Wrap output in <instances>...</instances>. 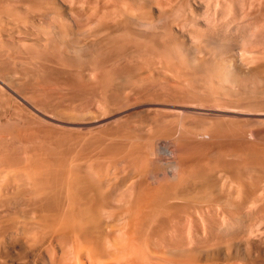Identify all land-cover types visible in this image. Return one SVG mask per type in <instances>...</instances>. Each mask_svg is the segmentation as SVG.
<instances>
[{"label":"rangeland","instance_id":"obj_1","mask_svg":"<svg viewBox=\"0 0 264 264\" xmlns=\"http://www.w3.org/2000/svg\"><path fill=\"white\" fill-rule=\"evenodd\" d=\"M72 243L264 264V0H0V264Z\"/></svg>","mask_w":264,"mask_h":264},{"label":"bare ground","instance_id":"obj_2","mask_svg":"<svg viewBox=\"0 0 264 264\" xmlns=\"http://www.w3.org/2000/svg\"><path fill=\"white\" fill-rule=\"evenodd\" d=\"M59 178H60V177H59ZM60 181H61V180H60ZM58 183H59V182H57V184H58ZM61 183H62V182H61ZM62 184H63V183H62ZM62 184H58V185H62ZM58 185H56V186H58ZM63 185H64V184H63ZM63 185H62V186H63ZM67 186H68V185H67ZM65 187H66V186H65ZM50 188H51V187H50ZM50 188H49V189H50ZM52 188H53V187H52ZM55 188H56V187H55ZM55 188H54V189H55ZM54 189H53V191H54ZM64 189H65V188H64ZM67 189H68V188H67ZM67 189H66V191H67ZM55 190H57V188H56ZM53 191H52V193H53ZM63 191H65V190H63ZM63 191H62V189H61V193H62V195H64ZM68 191H69V189H68ZM46 193H47V192H46ZM52 193H51V196H53V195L55 194V192H54L53 194H52ZM61 193H59V191H58V194H57V195H58V196H61ZM59 194H60V195H59ZM66 194H67V192L65 193V197H66ZM70 194H71V193H70ZM67 196H68V194H67ZM55 197H56V196H55ZM68 197H69V196H68ZM68 197H66L65 199H68ZM70 197H71V196H70ZM46 198H47V197H46ZM56 198H57V197H56ZM58 198H60V197H58ZM54 200H55V199H54ZM60 200L63 201V197H62V199L60 198ZM50 201H53V200H49L48 203H50ZM56 201H57V200H56ZM56 201H54V203H59V202H56ZM68 201L70 202V200H68ZM64 202H65V200H64ZM69 202H68V204H69ZM60 203H61V202H60ZM66 203H67V202H66ZM46 204H47V203H46ZM61 204H62V203H61ZM68 204H67V205H68ZM52 205L56 206L55 204H53V202H52ZM58 205H59V204H58ZM62 206H63V205H62ZM65 206H66V205H65ZM63 207H64V206H63ZM79 242H80V241H79ZM79 242H77V243H78V247H79ZM119 242H121V241H119ZM119 242H118V243H119ZM118 243H117V244H118ZM154 243L156 244V242H154ZM75 244H76V243H75ZM75 244L73 245V243H72V244H70L71 246L69 245L70 247H68V248H66V249L64 248V249H65V250H64V253H67V249H70V250H68L69 252L67 253V255H68L69 253H70V255H69V256L65 255V256L68 257V259H70V256H71L72 254L74 255V254H75V253H74L75 251H76V252L78 251V252L76 253L75 256H77V258L79 257V258H78L79 260H78V259H77V260H74V259L72 260L73 256H71L72 258H71L69 261L72 260V261H75L76 264H77V263L80 264L79 261H81V256H82L81 253H83L84 251H87V253L89 252V254H90V255H89V254H84V256H85V255H86V256L88 255V256L91 257V259L94 260V255H93L94 252H93V254H91L92 252H91L90 250H88V249H85V247H84L85 250L83 249L84 251L82 250V252L80 253V249L83 248V246H82L81 248L78 249L77 247H75V246H76ZM81 244H82V242H81ZM121 244H122V243H120V245H121ZM155 244H154V245H155ZM83 245H84V243H83ZM120 245H119V246L117 245V247H119V248H117V247L114 246V245H112L113 248H109L110 246L108 245V249H110V250H108V251H109V252L111 251V253L113 252V253H112V255H113V254L115 253V250L118 251V249H120V247H121ZM72 246H73V247H72ZM80 246H81V245H80ZM84 246H85V245H84ZM147 246H148V244L146 245V248H147V249L145 250V253H147L148 255H149V254L152 255L151 252L149 253L150 250L148 249ZM151 246H152V245H151ZM115 247H116L117 249H116ZM72 248H73V253H72ZM74 248H77V249H74ZM86 248H87V247H86ZM114 248H115V249H114ZM150 248H151V247H150ZM111 249H113V250H111ZM151 249H152V248H151ZM154 249H155V247H154ZM148 250H149V251H148ZM108 251H106V253H107ZM117 251H116V253H117ZM90 252H91V253H90ZM109 252L106 254V256H107L108 254L110 255L109 257L107 256V258H110V257H111L110 259H112V258L114 259L115 257H114V256L112 257V255H111ZM84 253H86V252H84ZM77 254H78V255H77ZM100 254H101V253H100ZM147 254H145L144 256H146ZM80 255H81V256H80ZM91 255H93V258H92ZM97 255H99V253H97ZM97 255H96V257L99 258ZM75 256H74V257H75ZM88 256H87V257H88ZM100 256H101V255H100ZM82 257H83V256H82ZM147 257H148V256H147ZM64 258H65V257H64ZM100 258H101V257H100ZM145 258H146V257H145ZM148 258H150V257H148ZM155 258H156V257H155ZM75 259H76V258H75ZM55 260H56V259H55ZM93 260H92V261H93ZM63 261H65V259H63ZM63 261H62V262H63ZM92 261H91L90 258H89V263L91 262L92 264H96L95 261H93L94 263H93ZM55 262H56V261H55ZM65 262H66V264L68 263V261H65ZM65 262H64V263H65ZM69 263H70V262H69ZM153 263H154V262H153ZM53 264H54V263H53ZM62 264H63V263H62ZM81 264H83V263H81ZM99 264H101V263L99 262Z\"/></svg>","mask_w":264,"mask_h":264}]
</instances>
